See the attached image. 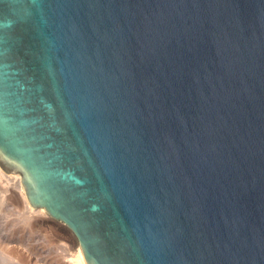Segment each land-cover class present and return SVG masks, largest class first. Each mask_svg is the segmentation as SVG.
Listing matches in <instances>:
<instances>
[{
    "label": "water",
    "instance_id": "1",
    "mask_svg": "<svg viewBox=\"0 0 264 264\" xmlns=\"http://www.w3.org/2000/svg\"><path fill=\"white\" fill-rule=\"evenodd\" d=\"M0 167L86 264H264V0H0Z\"/></svg>",
    "mask_w": 264,
    "mask_h": 264
},
{
    "label": "rangeland",
    "instance_id": "2",
    "mask_svg": "<svg viewBox=\"0 0 264 264\" xmlns=\"http://www.w3.org/2000/svg\"><path fill=\"white\" fill-rule=\"evenodd\" d=\"M1 174L2 173H0V208L2 209H0V233L8 236V238H13L15 240L14 242L12 241L9 244L10 246H12V244L16 245V243H22L21 245L26 243V245L28 246L24 245V247L26 246L25 249L28 248L27 251H30V256L27 260L24 258H20L19 261L15 260V264H75L72 257V246L74 238L71 233L61 223L51 219L47 214L43 216V213L40 212L39 209H32L30 207L27 208L26 206H24V203L22 202V200H20L21 198H18L17 195H14L15 193L12 191L13 188L5 179L6 174L8 175L10 173H6L3 171V176ZM35 210H38L40 213L36 212ZM2 214L7 215L3 216ZM6 217L8 218L6 219ZM11 218L12 220L15 218L16 220H18L12 221ZM9 221H11V223ZM8 223L10 224L8 225ZM13 229L15 233H11ZM0 249L2 248L0 247ZM3 249H6V246Z\"/></svg>",
    "mask_w": 264,
    "mask_h": 264
},
{
    "label": "bare ground",
    "instance_id": "3",
    "mask_svg": "<svg viewBox=\"0 0 264 264\" xmlns=\"http://www.w3.org/2000/svg\"><path fill=\"white\" fill-rule=\"evenodd\" d=\"M0 173H2L3 174V171L1 170V167H0ZM1 174V175H2ZM5 175V174H4ZM3 176V175H2ZM6 178V180L8 181V184H10L11 185V187L13 188L12 189V191L15 193L14 195L16 196L17 195V197L19 198H21L20 200H22V202L24 203V206H26L27 208L28 207H30V208H32V209H34L29 203H28V201H27V198H26V196H25V193H24V189H23V187H22V184H21V180H20V177H19V175L18 174H14V173H10V174H6V176H5ZM6 180H4V181H6ZM6 183V182H5ZM9 185V186H10ZM6 186V185H5ZM4 187V186H3ZM2 188V187H1ZM5 188V187H4ZM11 189V188H10ZM1 191V190H0ZM3 191H4V189H3ZM5 191H6V189H5ZM9 191V190H8ZM3 193V192H2ZM3 196V195H2ZM19 200V199H18ZM15 205V204H14ZM21 205V204H20ZM19 206V205H18ZM6 207V206H5ZM9 207V206H8ZM12 207V206H11ZM25 207V208H26ZM0 209H2V208H0ZM31 210V209H30ZM1 211V210H0ZM25 211H26V209H25ZM36 211V210H35ZM39 211L40 212H42L43 213V216H45V214H47L46 212H45V210L44 209H39ZM38 210L36 211V212H39ZM39 212V213H40ZM3 213V212H2ZM8 214V213H7ZM7 214H4V215H7ZM13 214V213H12ZM3 215V214H2ZM3 215V216H4ZM48 215V214H47ZM10 216V215H9ZM49 216V215H48ZM11 217V216H10ZM17 217V216H16ZM26 217H27V215H26ZM29 217V216H28ZM8 217H6V219H7ZM34 218V217H33ZM3 219V218H2ZM4 219H5V217H4ZM22 219H23V217H22ZM25 219V218H24ZM38 219H40V218H38ZM9 220V219H8ZM11 220H12V218H11ZM13 220H15V221H17L16 220V218L15 219H13ZM12 220V221H13ZM28 220V219H27ZM30 220V219H29ZM46 220V219H45ZM21 221H23V220H21ZM40 221V220H39ZM2 222V221H1ZM10 223H11V221H9ZM27 222V221H26ZM5 223V222H4ZM10 223H8V225L10 224ZM38 223V222H37ZM25 224V223H24ZM35 225V224H34ZM11 226V225H10ZM14 228H15V226H14ZM1 229V228H0ZM65 229V228H64ZM6 230V229H5ZM17 230V229H16ZM20 230V229H19ZM23 230V229H22ZM2 231V230H1ZM7 232V231H6ZM14 232V229H13V231L11 232V233H13ZM17 232V231H16ZM10 233V232H9ZM15 233V232H14ZM20 233V232H19ZM22 233V232H21ZM16 235H17V233H16ZM15 235V236H16ZM9 236H12V235H9ZM14 242L15 240L13 239V238H8V236H6V235H3L2 233H0V247L2 248V249H0V251L2 252H0V264H15V260H20V258H24V259H28L29 258V256H30V254H29V250L27 251V249L28 248H26L25 249V247L26 246H28V245H26V243L25 244H23V245H21L20 243L19 244H17L16 243V245H14V244H12V246H10L9 244L11 243V242ZM22 241V240H21ZM24 245H26L25 247H24ZM5 246H6V249H3V248H5ZM21 246V247H20ZM24 248H23V247ZM30 247V246H29ZM72 248H73V253H72V257H73V262H75V264L77 263V264H86L85 263V261H84V258H83V255H82V251H81V249H80V247H79V245L75 242V240H74V242H73V246H72ZM71 248V249H72ZM30 249V248H29ZM32 254V253H31ZM14 262V263H13Z\"/></svg>",
    "mask_w": 264,
    "mask_h": 264
}]
</instances>
